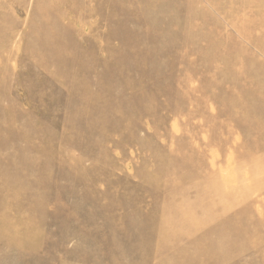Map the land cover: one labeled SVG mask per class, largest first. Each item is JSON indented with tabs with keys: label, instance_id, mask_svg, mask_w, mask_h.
<instances>
[{
	"label": "rangeland",
	"instance_id": "374dc122",
	"mask_svg": "<svg viewBox=\"0 0 264 264\" xmlns=\"http://www.w3.org/2000/svg\"><path fill=\"white\" fill-rule=\"evenodd\" d=\"M0 264H264V0H0Z\"/></svg>",
	"mask_w": 264,
	"mask_h": 264
},
{
	"label": "bare ground",
	"instance_id": "6f19581e",
	"mask_svg": "<svg viewBox=\"0 0 264 264\" xmlns=\"http://www.w3.org/2000/svg\"><path fill=\"white\" fill-rule=\"evenodd\" d=\"M79 26V25H78Z\"/></svg>",
	"mask_w": 264,
	"mask_h": 264
}]
</instances>
